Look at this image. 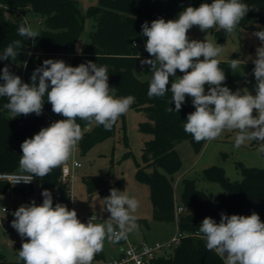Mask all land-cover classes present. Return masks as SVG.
Instances as JSON below:
<instances>
[{"label": "clouds", "instance_id": "obj_1", "mask_svg": "<svg viewBox=\"0 0 264 264\" xmlns=\"http://www.w3.org/2000/svg\"><path fill=\"white\" fill-rule=\"evenodd\" d=\"M249 10L240 0H212L210 4L184 8L176 19L158 18L150 26L144 22L145 51L154 59H144L141 63L151 68L149 98L163 97L169 91L170 76L176 77L170 87L175 108L169 107V112L179 113L186 96L192 98L195 111L187 115L183 128L196 142L211 141L225 131H235L236 148L256 142L258 151L264 153V46L256 49L252 60L256 80L253 95L246 88L232 91L223 86L226 76L217 59L223 46L207 39H190L187 35L193 26L202 32L218 27L231 35ZM17 31L21 37L32 39L33 44L39 36L27 20L19 24ZM253 36L264 45V30L254 32ZM23 47L21 40L9 44L0 54V61L16 60ZM77 52L80 53L79 48ZM241 63L240 59H232L231 68L235 70ZM177 70L183 75L177 77ZM107 73V66H97L92 61L73 67L58 59H45L33 71L31 83L23 82L8 66L0 70L3 81L0 97L7 98L4 108L13 118L32 113L41 115L45 96L53 113L65 118L41 128L21 143L19 170L29 174L30 179L21 177L16 183L44 178L57 167L67 173V162L74 158L83 137L77 118L89 126L102 125L110 130L129 111L135 97L117 98L115 88L109 86ZM41 195L42 204L37 205L33 200L13 212L11 226L22 239L18 256L24 264H92L106 240L118 241L138 227L135 213L139 201L126 191L112 188L110 195L103 198L110 213L104 223H93V217L83 223L74 209L69 210L61 203L53 206L49 190H43ZM220 216L219 223L211 217L204 218L195 233L205 241L206 248L214 251L224 264H264V222L259 214L229 216L222 212Z\"/></svg>", "mask_w": 264, "mask_h": 264}, {"label": "trees", "instance_id": "obj_2", "mask_svg": "<svg viewBox=\"0 0 264 264\" xmlns=\"http://www.w3.org/2000/svg\"><path fill=\"white\" fill-rule=\"evenodd\" d=\"M0 1L24 14L33 13L41 25L39 46L33 48L32 39L21 37L17 31L18 24L24 23V20L20 16L7 17L4 7L0 6V54L16 40H21L24 44L16 60L9 58L0 61V70L8 66L13 74L23 72L25 83H31L33 71L42 66L45 59L63 60L73 67L92 61L97 66H107L108 83L111 88H115L117 98L134 96L135 102L131 107L146 113L147 118L139 123V130L148 138L144 140L141 161L136 162V178L149 186L153 205L152 219L162 222L177 221L178 232L184 234L170 256L160 257L155 264H224L214 251L206 248L205 241L195 233L206 217L219 223L222 212L229 216H248L255 212L259 214L261 222H264V168L239 163L242 178L235 181H231L219 166L205 168L201 172L202 177L221 184L225 192L213 201L204 190L197 187L195 179L182 178L180 197L177 200L175 182L182 159L176 145L183 140H189L196 150H200L205 143L204 140L196 142L183 128L187 115L195 111V108L192 103L185 102L179 113L169 112V107L175 108L174 102H171V82L168 85L169 91L163 97L149 98L147 92L152 73L147 79H141L136 73L139 69L137 56L146 43V37L142 35L144 22H148L150 26L158 18L166 21L176 19L184 8L199 7L201 3L210 4L212 0H99L97 4L90 5L85 14L81 12L77 0ZM240 2L247 4L250 10L239 22L236 30L251 29L252 26L264 30V0ZM86 18L91 20V27L82 52L78 53L76 47ZM212 31L218 41L230 36L219 28H213ZM149 59L154 57L150 56ZM219 67L224 70L227 78L229 66L220 62ZM7 102L6 97H0V173L19 171L21 143L51 124L45 121L43 114L37 116L32 113L13 118L9 110L4 108ZM43 107L53 113L46 96ZM54 115L64 118L62 115ZM76 122L83 130V137L79 142L83 152L112 136L117 123L116 121L110 130H106L102 125L89 126L79 118ZM122 128L125 130L124 123ZM130 153L131 151L126 152L127 155ZM39 179L42 191L47 189L52 193L53 206L61 203L71 209V185L70 181L63 179L62 167L53 169ZM85 183L90 194L99 192L102 198L109 196L112 188L122 191L119 180L88 177ZM9 187L8 182L0 180V193H6ZM42 202L43 197L40 194L37 204ZM176 206H182L184 210L176 214ZM77 215L81 222L89 221V218ZM137 222L139 225L148 226L144 219ZM123 241L124 238H121L117 242ZM103 257L102 250L93 261ZM0 264L10 263L1 259ZM14 264L24 262L19 259Z\"/></svg>", "mask_w": 264, "mask_h": 264}, {"label": "rangeland", "instance_id": "obj_3", "mask_svg": "<svg viewBox=\"0 0 264 264\" xmlns=\"http://www.w3.org/2000/svg\"><path fill=\"white\" fill-rule=\"evenodd\" d=\"M77 2L81 12L85 14L88 7L97 4L99 0H77ZM25 16L28 24L39 32V36L35 38V44L32 41L33 48H38L41 31L39 19L31 12L26 13ZM90 27L91 20L86 18L83 29L84 36L90 30ZM214 28L218 29V27ZM212 29L202 32L198 26H193L187 35L189 38L193 37L199 41L207 39L223 46V51L217 59L230 68L223 86H227L232 91L246 88L251 94L255 95L256 80L252 60L256 57V49L261 45L259 44V38L253 36V33L261 31V29L235 30L233 34L222 41L216 39ZM83 43L81 40L76 49L81 50ZM232 59L242 61L235 70L231 68ZM136 73L141 79H147L151 75V68L138 69ZM182 75L183 73L180 71L176 73L177 77ZM175 79L176 77L171 76L169 78L170 82ZM207 90L208 85H205V92ZM185 102L192 103V98L186 96ZM146 118L147 115L144 111L130 106L129 111L118 118L112 136L96 143L86 152H83L78 144L74 158L67 162L72 175L67 178L63 177V179L70 181L71 185L70 210L73 207L76 208L79 215L89 219L93 217L92 221L95 223H104L110 218V213L107 212L99 192L89 193L85 179L88 177H102L108 178L110 181L119 180L122 184V191H126L129 196L135 197L139 201V208L135 213L136 222L139 219H144L149 224V227L138 225L137 229L129 233V237L134 241L146 239L151 243L155 241L164 242L178 233L176 230L177 225L176 223L160 222L152 219L153 205L150 199L149 186L136 178V162L141 161L144 140L148 138L146 134L139 130V123ZM123 123L125 124V130L122 128ZM235 135V131H225L217 139L205 141L200 150H196L189 140H183L176 145L182 159V166L177 173L178 180L177 183L175 182L176 199L179 200L180 197L182 178L195 179L197 187L204 190L213 201L225 192L221 184L202 177L201 172L205 168L219 166L224 169L226 176L231 181L242 178L238 167L239 163L264 168V153L258 151V144L256 142H246L240 148H236L234 146ZM127 151H131L130 155L126 154ZM74 159L80 162V166L72 167ZM41 190V181L36 177L31 186H10L6 193H0V213L2 207L10 209L12 213L11 216H0V260L3 259L10 264H14L20 259L18 251L21 248L22 239L11 226L14 219L13 212L21 205L30 204L33 200L36 202ZM95 215L101 217L95 218ZM7 217H10L11 221L3 225L1 218ZM123 244V242L106 240L103 247L104 257L93 261L92 264H106L120 254L122 248H124Z\"/></svg>", "mask_w": 264, "mask_h": 264}, {"label": "built area", "instance_id": "obj_4", "mask_svg": "<svg viewBox=\"0 0 264 264\" xmlns=\"http://www.w3.org/2000/svg\"><path fill=\"white\" fill-rule=\"evenodd\" d=\"M0 6L4 7L5 15H7V17L12 18L15 16H20L24 21L27 20L25 14L19 11L18 9L10 7L8 5H4L2 4L1 1H0ZM259 44L261 46H264L262 45V42L260 40H259ZM137 57H138V68L141 70H145L147 65L142 64L141 61L144 59H149L150 57L149 54L145 51V48L141 50L140 54ZM15 75L20 76L22 81L25 82V76L23 72H18ZM42 114L44 116L45 121L49 123H53L57 120H61V118L56 117L54 113H52L50 110L44 107ZM78 166H80V162L74 159L72 163V167L75 168ZM67 168H68L67 173H65L62 168V176L64 178H67L72 175L71 169L68 165ZM21 177L25 179H30L29 174L21 173L20 171L0 173V180L8 182L12 186H30L33 184L34 180L36 179V177H34L30 183H24L23 181H21L20 183H16L18 178ZM4 209H6L7 211L5 212ZM183 210L184 208L182 206H176L175 209L176 214H180ZM2 211L6 215L12 214L10 209L6 207H3ZM94 217L99 218L101 216L95 215ZM115 230L119 231L118 228H116ZM183 236L184 234L178 232L170 240L164 242L155 241L151 243L146 239L142 241H134L129 237V233H127L126 237H124V244H123L124 248H122L120 254L115 258L109 260L106 264H155V262L160 257L170 256L171 252L179 244Z\"/></svg>", "mask_w": 264, "mask_h": 264}, {"label": "crops", "instance_id": "obj_5", "mask_svg": "<svg viewBox=\"0 0 264 264\" xmlns=\"http://www.w3.org/2000/svg\"><path fill=\"white\" fill-rule=\"evenodd\" d=\"M83 41L84 43H83V46L81 47L82 49H83V47H84V44L86 43V40H87V34L84 36V34L82 33L81 34V36H80V38H79V41H78V43L80 42V41ZM78 43H77V45H78ZM82 49L80 50V53L82 52ZM148 68V66L146 67V69ZM145 69V70H146ZM177 180H178V177L176 176V183H177ZM10 186H12V185H10ZM176 186V185H175ZM14 187H18V186H14ZM20 187V186H19ZM21 187H24V186H21ZM41 192H42V190H41ZM40 197V196H39ZM176 197V196H175ZM38 200V199H37ZM178 200V199H177ZM36 204H37V201H36ZM37 205H39V204H37ZM3 208V207H2ZM74 208V207H73ZM75 210H76V208H74ZM76 212H77V210H76ZM78 214V213H77ZM0 216H8V214L6 215L3 211H2V209H1V213H0ZM9 216H11V215H9ZM155 221V220H154ZM160 222H162V221H160ZM137 223V225H139L138 224V222H136ZM171 223H176V225H177V232H178V224H177V221H174V222H171ZM141 226V225H140ZM144 226V225H143ZM147 227H149V224H148V226ZM173 237V236H172ZM171 237V238H172ZM131 238V237H130ZM117 242V241H116ZM123 243H124V241H123Z\"/></svg>", "mask_w": 264, "mask_h": 264}, {"label": "water", "instance_id": "obj_6", "mask_svg": "<svg viewBox=\"0 0 264 264\" xmlns=\"http://www.w3.org/2000/svg\"><path fill=\"white\" fill-rule=\"evenodd\" d=\"M19 24H21V23H19ZM19 24H18V26H19ZM252 29L255 30V27L252 26ZM10 221H11V218H10V217H7V218H1V222H2L3 225L8 224Z\"/></svg>", "mask_w": 264, "mask_h": 264}]
</instances>
